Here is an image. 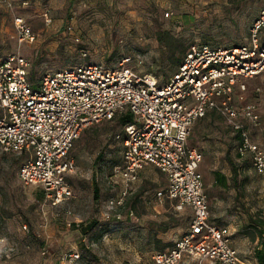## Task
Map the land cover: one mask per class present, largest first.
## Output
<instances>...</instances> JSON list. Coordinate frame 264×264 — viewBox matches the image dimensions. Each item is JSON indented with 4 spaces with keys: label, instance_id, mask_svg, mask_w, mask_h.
<instances>
[{
    "label": "rangeland",
    "instance_id": "obj_1",
    "mask_svg": "<svg viewBox=\"0 0 264 264\" xmlns=\"http://www.w3.org/2000/svg\"><path fill=\"white\" fill-rule=\"evenodd\" d=\"M263 7L264 0H0V60L20 53L29 62L30 82L36 83L61 68L94 62L115 67L130 57L139 71L162 83L175 68L167 66L159 30L182 40L187 49L193 43L236 46L247 42ZM17 17L30 25L32 42H19ZM262 82L264 76L247 79L243 98L254 101L261 116V128L252 129L255 138L264 137V89L256 91ZM208 126V138L223 147L219 157L207 155L200 165L207 196L214 168L227 165L234 178L257 180L253 197L260 210L251 219L264 227V175L237 155L239 140L221 114L212 113ZM120 132L118 116L82 130L69 152L75 162L68 176L71 197L58 206L45 201L39 188L19 180L23 155L0 152V264H152L154 253L181 236L190 209L176 212L172 201L155 199L166 180L153 166L142 172L125 206L109 207L107 199L117 186L107 176L121 158L122 146L115 138ZM197 139L192 128L188 145L195 146ZM91 222L95 224L84 233ZM71 251L80 258L61 262L60 256Z\"/></svg>",
    "mask_w": 264,
    "mask_h": 264
},
{
    "label": "built area",
    "instance_id": "obj_2",
    "mask_svg": "<svg viewBox=\"0 0 264 264\" xmlns=\"http://www.w3.org/2000/svg\"><path fill=\"white\" fill-rule=\"evenodd\" d=\"M14 24L19 42L34 40L24 18L17 17ZM260 76L264 7L247 42L229 47L193 43L162 83L139 71L130 57L115 67L80 63L31 83L29 62L11 52L0 60V152L23 155L19 180L39 188L45 201L58 206L71 197L68 176L75 162L69 152L82 130L129 113L131 121L115 135L122 150L107 176L108 183L117 186L107 199L109 207L122 208L142 172L153 166L166 180L155 199L172 201L176 212L190 209L186 229L170 247L152 255V264H182L188 259L194 264H246L226 230L210 220L200 171L203 153L188 145V137L209 111L221 114L238 135V156L249 157L255 172L264 175V138L255 141L251 133L261 128V116L254 101L243 99L246 80ZM263 89L264 82L256 91ZM79 258L75 251L60 256L61 262Z\"/></svg>",
    "mask_w": 264,
    "mask_h": 264
},
{
    "label": "crops",
    "instance_id": "obj_3",
    "mask_svg": "<svg viewBox=\"0 0 264 264\" xmlns=\"http://www.w3.org/2000/svg\"><path fill=\"white\" fill-rule=\"evenodd\" d=\"M212 113L197 120L193 125V133L197 132L200 139H197L195 146L192 147L198 148L203 153V158L207 155L219 157L222 153L221 142L211 140L206 135ZM262 138L264 137L254 140L258 141ZM213 171L212 191L208 197L210 220L226 230L230 235L232 246L246 264H259L256 251L264 245V227L255 224L251 219L260 210L258 202L253 197V194H257L253 188L258 187L259 182L234 178L227 165L224 170L214 168ZM254 226H257L258 230Z\"/></svg>",
    "mask_w": 264,
    "mask_h": 264
},
{
    "label": "trees",
    "instance_id": "obj_4",
    "mask_svg": "<svg viewBox=\"0 0 264 264\" xmlns=\"http://www.w3.org/2000/svg\"><path fill=\"white\" fill-rule=\"evenodd\" d=\"M157 40L160 43V45L165 47V49L168 52L167 66H168L169 70L172 71L174 68L176 69L177 66L179 65V63L181 62L185 52L187 51V47H186L185 43L182 40L177 39L174 36H172L169 32L160 31V30L157 32ZM0 114H1V110H0ZM129 121H131V116L129 113H124V114L118 115V123H120L121 127L123 124H125ZM235 135L238 138V135L236 133H235ZM238 140H239V138H238ZM243 159H245V158H243ZM97 191L98 190L95 187L94 193L96 194ZM41 194H42V192H41ZM42 196H43V194H42ZM189 216H190V214H189ZM94 224H95V222H91L86 227H83L82 231H84V233H87L93 227ZM256 258H257L259 264H264V245L262 246L261 249L256 251Z\"/></svg>",
    "mask_w": 264,
    "mask_h": 264
}]
</instances>
